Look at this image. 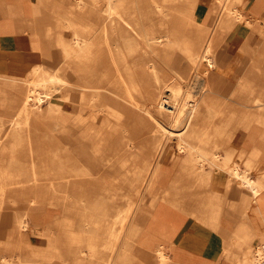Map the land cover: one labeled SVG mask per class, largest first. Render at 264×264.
<instances>
[{
    "label": "bare ground",
    "instance_id": "bare-ground-1",
    "mask_svg": "<svg viewBox=\"0 0 264 264\" xmlns=\"http://www.w3.org/2000/svg\"><path fill=\"white\" fill-rule=\"evenodd\" d=\"M49 1L0 0V208L11 194L62 212L34 236L30 212H0V264H180L164 206L220 235L221 212H264V0L248 18L242 0H59L48 50L3 36L38 30ZM56 83L71 115L48 139Z\"/></svg>",
    "mask_w": 264,
    "mask_h": 264
},
{
    "label": "crops",
    "instance_id": "crops-1",
    "mask_svg": "<svg viewBox=\"0 0 264 264\" xmlns=\"http://www.w3.org/2000/svg\"><path fill=\"white\" fill-rule=\"evenodd\" d=\"M13 1L15 0H8V2ZM212 1L198 0V4L211 9ZM242 5L244 6L239 5V8L245 17H249L250 13L257 14L256 10L261 8L257 0H242ZM18 8L21 11L20 18L34 20L33 15L25 17L22 6L19 5ZM29 11L33 12V8ZM0 20V24L10 21L5 17ZM35 31L38 32V30ZM35 31H22L3 36L12 38L14 43L17 37L21 39L24 44L19 46L20 50H30L32 41L41 43L43 49L48 48L49 42L46 43L43 38L40 40L39 32ZM245 39L246 37H243L240 40ZM54 48L51 49V55L54 54ZM47 58L48 60L45 59L44 62L49 63V56ZM227 198L236 202L239 198L238 193L228 192ZM251 207H257V204L252 203ZM157 215L159 219L157 223L159 222L163 225V229L171 233L172 246L169 248V254L180 264H245L244 260L249 249L253 256L254 254L256 256L259 247L264 250V212H221L219 216L221 235L191 216L189 212H180L164 206ZM243 228L249 234L248 240H243L240 236Z\"/></svg>",
    "mask_w": 264,
    "mask_h": 264
},
{
    "label": "rangeland",
    "instance_id": "rangeland-1",
    "mask_svg": "<svg viewBox=\"0 0 264 264\" xmlns=\"http://www.w3.org/2000/svg\"><path fill=\"white\" fill-rule=\"evenodd\" d=\"M71 0H63V6H66L70 3ZM177 1V0H176ZM180 1V0H179ZM178 2V1H177ZM54 4L57 5H61L59 4V0H52L46 3L47 6H43L42 8H40L39 12H38V17H40V19L38 18V32L40 34V40L43 38V40H45L46 43H48V39L44 36V32L46 27H48V25H53L55 23V17L52 16L50 14V11L53 7ZM237 3H235L233 5V7H236ZM213 7H217V11L219 9V5L218 3H216V0L212 1V8ZM211 8V9H212ZM244 18L243 16H241L240 21L244 22ZM248 18V17H247ZM54 35L53 37L56 36V34L58 33V30H54L53 31ZM228 35H226L222 40L221 43L225 44L227 47H230V41H228ZM256 43V42H253ZM53 55H54V59L52 60V57H49V62L50 65H54V62L59 60V49L58 48H54L53 49ZM250 59H253V56L249 55ZM44 59L48 60L47 58L44 57ZM46 67H49L48 63H46V65H42V69H45ZM254 69V67H252V64H245V66L242 64V66L240 67V70L243 72L245 70H249V69ZM61 85L56 83L53 85V95L51 98V110L50 111H46L47 107L46 105L42 106L43 108V116H41L39 118V122H40V126L39 129L37 131L41 132V131H46L49 132L48 134V139H51L50 137H52V135L54 136H60V120L62 119V116L67 114L71 115L70 111L66 110V109H62V96H63V92L62 89L60 87ZM221 101H226V102H231V99H223L221 98ZM66 110V111H65ZM8 112L6 110L1 109L0 110V118L8 115ZM10 116V115H9ZM239 139L235 138L233 139V145H237V143H239L238 141ZM51 141L49 142L50 145ZM170 143L172 145H174V140H171ZM138 197V196H137ZM30 208V209H29ZM32 205H30V202L28 201V198H17V197H13V195L9 194L8 198H6L5 200L1 201V208H0V212H5L7 214L10 215V218L14 217V216H20L23 212H30V216L27 218L28 220V224L30 225V227L27 229L26 234L27 235H35V234H41L42 232H44V226L43 223L46 221L51 220L56 213L58 212H62L61 208L58 207H52V206H48L45 205L44 203H42L41 208L38 209H32ZM32 224H35V227H32ZM42 224V225H41ZM65 264V263H64Z\"/></svg>",
    "mask_w": 264,
    "mask_h": 264
}]
</instances>
